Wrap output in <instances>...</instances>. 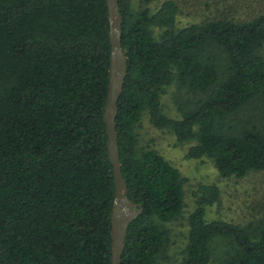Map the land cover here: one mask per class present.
<instances>
[{
	"label": "trees",
	"instance_id": "1",
	"mask_svg": "<svg viewBox=\"0 0 264 264\" xmlns=\"http://www.w3.org/2000/svg\"><path fill=\"white\" fill-rule=\"evenodd\" d=\"M127 75L116 129L126 193L143 212L130 224L119 264H162L163 223L185 207L184 178L135 131L144 112L222 176L264 170V120L230 119L259 100L264 110V15L177 27L178 4L135 11L118 0ZM152 28L163 29L160 39ZM107 0H0V264H112L116 186L105 109L110 87ZM209 92L180 118L163 109L164 87ZM181 264H213L214 242L230 245L219 264H264V223L253 230L206 218L220 201L215 183L191 192Z\"/></svg>",
	"mask_w": 264,
	"mask_h": 264
},
{
	"label": "rangeland",
	"instance_id": "2",
	"mask_svg": "<svg viewBox=\"0 0 264 264\" xmlns=\"http://www.w3.org/2000/svg\"><path fill=\"white\" fill-rule=\"evenodd\" d=\"M165 0H132L135 11L150 9L155 12ZM179 7L177 27L201 24L212 20L246 22L264 15V0H174ZM164 30L152 28L160 39ZM264 56V45L261 48ZM209 92L196 91L179 83L164 87L161 102L164 112L180 118L183 111L194 109ZM238 127L251 128L264 120V110L259 100L249 103L230 118ZM135 131L140 149H154L176 167L184 180L185 207L172 221L163 223L169 232V242L159 259L162 264H181L188 241V216L194 210L192 190L200 183H215L221 190L218 203L207 209L208 220L221 219L253 230L264 223V170H254L244 177L222 176L209 157L195 159L188 156L196 140L180 142L169 129L153 125L148 112H144ZM230 249L225 239L214 242V261L219 264Z\"/></svg>",
	"mask_w": 264,
	"mask_h": 264
},
{
	"label": "water",
	"instance_id": "3",
	"mask_svg": "<svg viewBox=\"0 0 264 264\" xmlns=\"http://www.w3.org/2000/svg\"><path fill=\"white\" fill-rule=\"evenodd\" d=\"M111 23V63L110 87L105 109L108 132V153L114 166L116 194L112 212V264H119L125 249L126 237L130 224L142 212L143 207L129 198L126 193V182L122 173L116 116L118 100L127 75V56L121 42L122 15L118 9V0H107Z\"/></svg>",
	"mask_w": 264,
	"mask_h": 264
}]
</instances>
